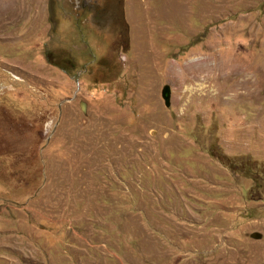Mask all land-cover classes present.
Returning <instances> with one entry per match:
<instances>
[{"label":"rangeland","instance_id":"rangeland-1","mask_svg":"<svg viewBox=\"0 0 264 264\" xmlns=\"http://www.w3.org/2000/svg\"><path fill=\"white\" fill-rule=\"evenodd\" d=\"M0 264H264V0H0Z\"/></svg>","mask_w":264,"mask_h":264},{"label":"bare ground","instance_id":"bare-ground-1","mask_svg":"<svg viewBox=\"0 0 264 264\" xmlns=\"http://www.w3.org/2000/svg\"><path fill=\"white\" fill-rule=\"evenodd\" d=\"M196 66V65H195ZM205 71V70H208L207 71V73H206V75H205V79H209V78H211L212 76H214L213 74H212V69H211V67L210 66H208L207 64H204V63H200V64H198V67H197V71ZM188 71V70H187ZM192 71V70H191ZM190 72V71H189ZM192 73L193 74H195V71H192ZM191 74V73H190ZM187 76H188V74H187ZM194 76V75H193ZM195 77V76H194ZM173 78V77H172ZM192 78V77H191ZM212 81V80H211ZM236 90V89H235Z\"/></svg>","mask_w":264,"mask_h":264},{"label":"water","instance_id":"water-1","mask_svg":"<svg viewBox=\"0 0 264 264\" xmlns=\"http://www.w3.org/2000/svg\"><path fill=\"white\" fill-rule=\"evenodd\" d=\"M161 96L164 99V102L166 105L169 104V96H170V89L169 86L164 85L162 90H161Z\"/></svg>","mask_w":264,"mask_h":264}]
</instances>
